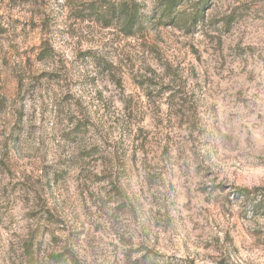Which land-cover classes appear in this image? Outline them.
Listing matches in <instances>:
<instances>
[{
    "label": "rangeland",
    "instance_id": "rangeland-1",
    "mask_svg": "<svg viewBox=\"0 0 264 264\" xmlns=\"http://www.w3.org/2000/svg\"><path fill=\"white\" fill-rule=\"evenodd\" d=\"M169 1L0 0V264H264V0Z\"/></svg>",
    "mask_w": 264,
    "mask_h": 264
},
{
    "label": "trees",
    "instance_id": "trees-1",
    "mask_svg": "<svg viewBox=\"0 0 264 264\" xmlns=\"http://www.w3.org/2000/svg\"><path fill=\"white\" fill-rule=\"evenodd\" d=\"M176 0H170L166 6L164 13L167 15V18H171L168 14L171 13ZM122 5L117 10V18L119 21H122V28L126 36H132L136 32V27L139 26L141 20L140 6L136 0H122ZM102 7L98 6L97 8L92 9L96 15L98 12L100 14ZM197 17L191 19V22L195 21ZM140 28V27H139ZM245 195H249L251 192L245 191Z\"/></svg>",
    "mask_w": 264,
    "mask_h": 264
}]
</instances>
